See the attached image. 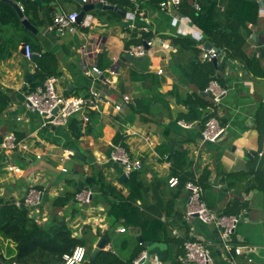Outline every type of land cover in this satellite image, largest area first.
Returning a JSON list of instances; mask_svg holds the SVG:
<instances>
[{
	"label": "crops",
	"instance_id": "0c3cea01",
	"mask_svg": "<svg viewBox=\"0 0 264 264\" xmlns=\"http://www.w3.org/2000/svg\"><path fill=\"white\" fill-rule=\"evenodd\" d=\"M50 1L39 13L43 24L33 25L37 32L25 35L31 38L36 62L26 59V43L15 44L25 33L12 31L4 35L11 41L3 45L1 52L0 93L6 94L9 100L8 108L0 114V144L6 135L13 133L22 144L28 145V149L15 152L0 149V201L22 198L30 186L44 189L42 204L30 210L32 218L43 226L61 222L78 239L89 229L96 237L95 247L105 233L108 237L109 230L106 203L94 188L95 174L101 170L109 182L124 195L128 194L124 185L129 174L121 164L110 159L112 149L119 145L115 144L116 137L123 139L133 160L143 161L149 169L145 179L147 184L153 185L146 194L150 204L156 201L153 195L158 193L155 178L164 182L172 177L179 179L171 175L173 156L169 147L173 153H186L179 163L185 170L190 168L194 180L201 183L204 201L210 209L218 214L240 217L234 237L253 250L233 258L223 256L215 227L204 224L197 217L187 220L189 195L185 188L178 190L180 184L170 187L168 181V186H161L159 193L165 203L173 202L161 212L162 220L169 224L171 236L187 235L189 239L196 238L207 244L213 264H264V0H246L259 6L256 24L248 23L250 34L243 47L249 58L259 63V68L253 67L256 74L248 72L244 64L221 51L218 72L202 92L209 105L200 111H207L210 119H216L225 129L222 138L215 142L200 138L203 131L199 123H187L181 118L189 113V108L178 98L185 101L191 94L201 92L191 78L194 73L191 53L179 51L173 40L163 38L190 36L200 41L202 32L190 20L172 7L154 6L148 0H129L136 5V11L123 13L120 10L123 18L119 21L109 15L97 17L90 12L88 14L94 18L91 27L78 23L76 32H61L54 28V17L60 13H80L83 7L76 0ZM229 3V0H220L222 13ZM223 24H228L225 18ZM140 28L153 30L155 38L145 57L134 56L131 61L125 56L139 45L126 51L125 40L129 38L126 31ZM164 42L173 50L165 49ZM204 45L199 46L201 61L206 51ZM42 55L49 56L42 58ZM39 59H45V72H53L52 76L58 77V91L64 97H86L91 88L101 93L105 103L99 112L90 115V122H85V115L81 114L70 119L67 126L44 127L43 119L28 110L25 97L31 93L29 81L36 76ZM94 65L103 71L102 76L86 74ZM147 74L156 76L154 85L144 78ZM213 81L227 91L218 102L207 92ZM158 93L167 104L139 106L143 99L151 100ZM126 96L132 103L124 102ZM117 104H122L123 109L118 111ZM180 123L190 127L184 128ZM78 124L77 139L72 127ZM164 134L168 135L169 142ZM166 143L167 151L161 155L159 149L164 151ZM70 146L79 152L80 158L68 150ZM10 166L19 168L20 172L10 171ZM205 172L209 174L207 178ZM124 174H127L125 181L121 179ZM67 175L75 179L76 188L66 182ZM80 189H91L94 197L97 196L89 207L77 204L74 199L65 207L54 206V201L68 191ZM120 228L122 226L115 229L113 239L122 234ZM99 232L102 235H98ZM113 245L109 239L107 250ZM173 253V247L168 245V259L163 264H184L183 256H179L178 263ZM16 255V245L0 239V264H13Z\"/></svg>",
	"mask_w": 264,
	"mask_h": 264
},
{
	"label": "trees",
	"instance_id": "16d2710c",
	"mask_svg": "<svg viewBox=\"0 0 264 264\" xmlns=\"http://www.w3.org/2000/svg\"><path fill=\"white\" fill-rule=\"evenodd\" d=\"M13 1L19 4L24 3V16L36 27L43 24L39 13L44 5H49L51 2L50 0H42V3L34 0ZM104 1L109 5L117 6L123 13L134 12L137 8L129 0ZM229 1V5L225 7V11L222 13L219 6L220 0H182L178 12L202 32V39L197 41L190 36H179L177 38L163 36L164 39L173 40L174 45L179 47V51H187L192 55L191 61L194 73L191 78L201 93L195 92L185 101H181L180 98L178 100L189 108V113L183 117L181 116V118L187 123H199L202 131L211 117L210 114H207V111H200V108L207 109L209 105L202 92L205 91L209 82L215 78L218 71L212 61L200 60L202 51L199 46H202L205 42H210L217 49L226 52L232 60L244 64L248 72L256 74L253 67L259 66L258 61L249 58L243 50L246 38L250 34L248 23L256 24L259 6L254 1ZM148 2L154 6H160L164 0H148ZM196 5L199 6V9L196 8ZM142 10H139V12H142ZM92 12L97 17L102 14L109 15L112 19L118 21L123 18L122 14L115 11L95 9ZM223 18L228 21L227 25L223 24ZM242 30L246 33L245 35H243ZM12 31L15 34L25 33L15 44L19 42L32 44L31 38L25 36L31 35V32L22 25V20L16 9L13 5L0 0V58L3 57V54H1L3 45L11 41L5 38L4 35ZM126 32L129 33V38L125 40L126 51H129L133 45H145L146 42H153V38H155L153 30L147 31L144 28L127 30ZM48 56L42 55V58H48ZM37 65L36 76L29 81L31 92L44 85L46 80L52 77L53 74V72H45V59H39ZM155 77L153 74H147L144 78H148L150 83L154 85ZM219 81L222 83L220 79ZM8 100L6 94L0 93V114L8 108ZM145 103L148 105L152 103L167 104L160 93L151 100L143 99L139 106H145ZM79 125L76 128L72 127V134L77 139L80 133ZM163 137L168 142L170 141L168 135L164 134ZM187 141L190 140L187 139ZM183 142L185 141L183 140ZM115 144H122L127 148L120 136L116 137ZM167 147L168 143L163 145L164 151L159 149L161 155L167 151ZM168 150L173 156L171 175L179 177L178 190H181L185 187L186 181L194 179V176L190 168L185 170L179 163V159L186 153H173L169 147ZM94 171H96L95 168ZM148 172L149 169L142 161L141 169L129 173V178L124 185L128 190L127 195H124L123 191L109 182L101 170L95 174L94 188L101 194L106 203V216L109 224L107 233L108 238L114 244L111 249L101 251L95 261L89 260L96 240L89 229L84 233L83 238L78 239L73 237L71 230L61 222H55L48 226L40 225L29 216V209L25 207L17 208L14 201L11 200L0 201V239L9 240L16 245L17 255L13 261L17 264H63V256L71 254L78 245H84L88 248V257L82 264H134V260L143 251L147 250L144 246L146 241L166 243L172 246L173 258L177 259L176 262L179 263V256L184 255L183 243L189 237L187 235L180 238L172 237L169 224L162 220L163 207L173 204L172 201L171 203H165L161 192L159 193L161 186H168L169 179L165 182L157 178L154 179L155 191L158 190V193L153 195V200L156 201L152 204L148 203L146 194L149 192V187L153 186L146 183L145 175ZM207 176L209 174L205 172L204 177L207 178ZM65 180L67 183L74 184L76 188V181L72 176H65ZM78 191H68L54 201V206L65 207L71 199H74ZM117 226L124 227L126 232L116 235L113 239ZM98 235H102V233L99 232ZM141 238H143V242L140 241Z\"/></svg>",
	"mask_w": 264,
	"mask_h": 264
},
{
	"label": "built area",
	"instance_id": "2783aa9c",
	"mask_svg": "<svg viewBox=\"0 0 264 264\" xmlns=\"http://www.w3.org/2000/svg\"><path fill=\"white\" fill-rule=\"evenodd\" d=\"M85 4L102 2L106 3L104 0H79ZM182 0H166L161 3V8L172 7L178 10L181 5ZM199 9V6L196 5ZM78 12L73 13H60L56 15L53 19L54 28L63 32L69 30L70 32H76V24H80L82 27H91L93 22V16L91 14H86L81 22L79 19ZM152 42H146L145 45H139L135 48L131 54L135 57H145L147 54V47L151 46ZM163 47L167 50H173V47L164 42ZM25 57L28 61H32L35 53L29 44L25 47ZM215 57V51H205L203 59L205 61H212ZM89 76H102L103 71L94 65L86 71ZM58 77H49L44 85L39 86L35 91L28 93L25 97L26 106L28 110L34 114L39 115L43 119L42 125L44 127L48 125L52 126H67L70 119L77 117L78 115H85L84 121L90 122V115L93 112H99L100 107L105 103L104 97L95 88H91L89 95L86 97H64L58 91ZM208 93L214 96V101H220L221 97L227 94V91L223 89L217 81H213L210 84ZM124 102L126 104L132 103L130 97H125ZM116 109L118 111L123 109L122 104H117ZM182 127L189 128L190 125L185 123H180ZM225 129L222 128L219 122L211 118L207 121L202 135L205 142H215L217 138L224 133ZM0 149L6 152H15L19 149L27 150L28 145L22 144L17 137L10 133L3 138L0 144ZM69 159V158H68ZM110 159L113 162L121 164L126 173L129 174L132 171L141 169L142 161L133 160L122 145H116L110 154ZM10 171L16 173L20 172V169L15 166L9 167ZM66 173L67 169H63ZM170 187H176L179 185V179L177 177H172L169 179ZM185 190L189 195L185 218L191 219L197 217L201 222L207 225H212L218 232L219 235V246L220 251L223 256L233 258L234 256H241L248 254L253 249L244 243L240 239H235V231L237 225L240 221L239 216L223 215L218 214L208 207L204 201V190L197 180L191 179L186 181ZM93 191L91 189H82L78 191L74 197L77 204L83 207H89L93 200ZM45 190L40 189L36 186H30L24 197L16 199L14 201L17 208L25 207L32 210L38 208L44 199ZM31 214V212L29 213ZM31 218L32 216L29 215ZM120 233H125L126 229L124 227L119 229ZM184 255L181 261L184 264H213L210 250L208 245L200 241L199 239H188L183 243ZM88 257V248L84 245H78L71 254H66L63 256V264H82L86 261ZM13 264H17L14 262ZM134 264H159L157 256H149L148 252L143 251L140 256L134 260Z\"/></svg>",
	"mask_w": 264,
	"mask_h": 264
},
{
	"label": "water",
	"instance_id": "95a60500",
	"mask_svg": "<svg viewBox=\"0 0 264 264\" xmlns=\"http://www.w3.org/2000/svg\"><path fill=\"white\" fill-rule=\"evenodd\" d=\"M3 1L13 5V7L16 9V11L18 12V14L22 20V25L24 26V28L26 30H28L29 32H32V33L37 32V29L24 16V10H23L24 3L19 4V3L12 1V0H3ZM34 1H39V0H34ZM76 2H78L83 7V10L79 14V19H78L79 22L82 21V19L85 17V15L87 13H90V12L94 11L95 9H100V10H104V11H115L119 14L121 13L120 10L116 6L109 5V4L102 3V2H97L94 4H92V3L85 4L79 0H76ZM204 48L207 51H210V50L215 51V57L212 59V62L214 64V66L216 68H218V62H219L218 58H219V55L221 54V50L214 47V45L211 44L210 42H205ZM147 49H148V47H147ZM22 53H24V50L22 51ZM262 56H264V51H262ZM125 57H126V59H129L131 61L134 60V56L132 54H127ZM36 60H37V57L35 55L32 58V61L36 62ZM29 78H30V75H28L26 79L28 80ZM25 88L26 87H24V89ZM203 94L205 96L208 95L207 93H203ZM222 136H223V133L217 138V140L222 138ZM200 138L203 139V135H201ZM68 150L72 152L74 157L80 158L79 152L73 146L68 147ZM126 178H127V174H124V175H122L121 179L123 181H125ZM140 241L143 242L144 241L143 238H141ZM108 246H109V239L107 237V234L105 233L98 240L96 246L94 247L92 253L90 254L89 260L95 261L98 254L103 250L106 251ZM144 246L146 247L149 256H157L158 257L159 264H163L164 262L167 261V259H168V245L166 243H154V242L146 241V242H144Z\"/></svg>",
	"mask_w": 264,
	"mask_h": 264
},
{
	"label": "rangeland",
	"instance_id": "374dc122",
	"mask_svg": "<svg viewBox=\"0 0 264 264\" xmlns=\"http://www.w3.org/2000/svg\"><path fill=\"white\" fill-rule=\"evenodd\" d=\"M34 65V64H33ZM95 199H97V196L94 197Z\"/></svg>",
	"mask_w": 264,
	"mask_h": 264
},
{
	"label": "clouds",
	"instance_id": "9594fccd",
	"mask_svg": "<svg viewBox=\"0 0 264 264\" xmlns=\"http://www.w3.org/2000/svg\"><path fill=\"white\" fill-rule=\"evenodd\" d=\"M147 251V250H146Z\"/></svg>",
	"mask_w": 264,
	"mask_h": 264
}]
</instances>
